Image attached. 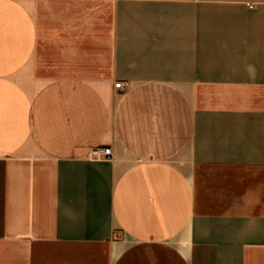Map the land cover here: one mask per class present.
<instances>
[{
    "label": "crops",
    "instance_id": "crops-1",
    "mask_svg": "<svg viewBox=\"0 0 264 264\" xmlns=\"http://www.w3.org/2000/svg\"><path fill=\"white\" fill-rule=\"evenodd\" d=\"M0 264H264V0H0Z\"/></svg>",
    "mask_w": 264,
    "mask_h": 264
},
{
    "label": "built area",
    "instance_id": "built-area-1",
    "mask_svg": "<svg viewBox=\"0 0 264 264\" xmlns=\"http://www.w3.org/2000/svg\"><path fill=\"white\" fill-rule=\"evenodd\" d=\"M115 85L117 87H123V82L119 81V82H116ZM93 155L95 157H98V158H103V157H107V158H110L112 156V148L110 146H101V147H96L94 150H93Z\"/></svg>",
    "mask_w": 264,
    "mask_h": 264
}]
</instances>
